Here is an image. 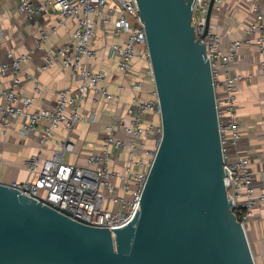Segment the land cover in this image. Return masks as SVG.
I'll use <instances>...</instances> for the list:
<instances>
[{
    "label": "built area",
    "instance_id": "built-area-1",
    "mask_svg": "<svg viewBox=\"0 0 264 264\" xmlns=\"http://www.w3.org/2000/svg\"><path fill=\"white\" fill-rule=\"evenodd\" d=\"M210 2L193 0L192 25L195 38L205 44L211 63L227 196L232 200L231 209L249 238L254 211L264 206V192H255L252 161L239 150L242 131L236 92L244 76L232 73L230 66L238 57V49L245 42H250L252 34H255L264 76V14L259 0H254L251 6L254 17L242 28V35L225 47L214 24V12L217 17L224 13V0L213 1L209 29L202 37ZM50 9L58 13L57 24L41 30L36 47L20 54L8 50L7 60L0 61V82L9 72L12 73L9 88L0 92V120L5 131L14 123H19L20 133L24 136L34 133L37 126L43 124L39 135L40 148L45 147L54 131L61 126L66 129L67 135L61 141V147L55 149L51 156L41 157L37 153L26 161L29 173L35 174L34 178L11 184L22 193L83 224L109 230L121 227L133 219L136 210H140V198L163 136L161 105L138 1L19 0L18 11L30 18ZM71 19L76 22L71 40L46 49L41 69L61 64L70 70L79 84L59 90L52 106L38 108L35 99L41 92L39 82L36 81L34 95L20 91L23 64L31 58L35 49L43 48L58 25ZM97 30H102L106 38L112 34L124 36L122 41L109 44L108 50L109 55L118 59V72L122 78L116 92L109 89L105 70L93 67L98 52L94 45ZM138 58L146 60V73L154 86L150 98L140 94L145 87L143 78L129 82L137 75L135 61ZM129 87L137 90L127 108L129 119L113 120L106 125L101 148L87 154V164L67 162L66 155L75 151L71 138L75 126L95 121L94 114L85 115L82 112L86 94L94 92L102 100L117 101Z\"/></svg>",
    "mask_w": 264,
    "mask_h": 264
},
{
    "label": "water",
    "instance_id": "water-1",
    "mask_svg": "<svg viewBox=\"0 0 264 264\" xmlns=\"http://www.w3.org/2000/svg\"><path fill=\"white\" fill-rule=\"evenodd\" d=\"M137 1L163 125L140 210L111 231L0 181V264H256L227 196L211 63L195 38L193 0Z\"/></svg>",
    "mask_w": 264,
    "mask_h": 264
},
{
    "label": "crops",
    "instance_id": "crops-1",
    "mask_svg": "<svg viewBox=\"0 0 264 264\" xmlns=\"http://www.w3.org/2000/svg\"><path fill=\"white\" fill-rule=\"evenodd\" d=\"M254 0H224V13L219 17L214 12L215 25L221 33V44L227 47L234 39L242 35V28L254 17L251 6ZM264 14V0H259ZM19 0H0V61L7 60V51L15 54L36 47V39L42 29H50L57 24L58 13L50 9L30 18L26 13L18 11ZM76 22L71 19L58 25L46 41L42 49H35L31 58L23 64L21 70L22 83L20 91L26 95H34L36 81L41 85V92L36 95L35 106L48 108L56 102L59 90L75 87L79 84L71 76L69 69L56 64L45 70L41 69L42 58L46 49L59 46L71 40ZM94 45L97 52L93 67L103 69L107 74L106 83L113 92L118 90L122 78L118 72V59L109 55V44L120 42L124 36L112 34L103 35L97 30ZM250 42H245L238 49V57L231 64L230 71L241 74L244 78L238 83L236 92L237 111L241 125L242 140L239 145L241 153L248 155L252 161L251 172L256 193L264 192V76L260 69V54L256 43V35L252 34ZM136 78L145 80V87L140 92L145 98L152 97L153 83L146 73V60L138 58L135 61ZM12 73L0 82V92L10 86ZM137 93L133 88L119 95L117 101H105L98 94H86L82 112L85 115H95L94 122H81L71 133L75 143V151L67 154L65 160L69 163L87 164V154L101 148L106 136V125L113 120H128L127 108L132 96ZM101 99V100H100ZM2 97L0 95V104ZM158 119V118H157ZM19 123H14L6 131L0 120V181L7 183L21 182L34 178L29 173L26 161L33 154L41 157L51 156L55 149L61 147V141L67 131L62 126L54 131L52 138L44 148L39 147V135L43 124L37 126L34 133L24 136L20 133ZM123 136L122 134H120ZM251 220L249 238L257 264H264V206L255 209Z\"/></svg>",
    "mask_w": 264,
    "mask_h": 264
}]
</instances>
